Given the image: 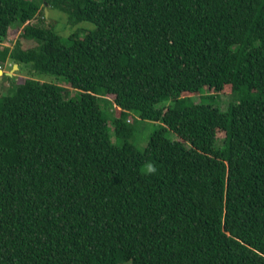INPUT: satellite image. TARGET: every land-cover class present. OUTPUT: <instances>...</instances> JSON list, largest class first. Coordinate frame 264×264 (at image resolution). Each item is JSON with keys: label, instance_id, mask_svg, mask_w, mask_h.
I'll return each mask as SVG.
<instances>
[{"label": "trees", "instance_id": "trees-1", "mask_svg": "<svg viewBox=\"0 0 264 264\" xmlns=\"http://www.w3.org/2000/svg\"><path fill=\"white\" fill-rule=\"evenodd\" d=\"M7 63L58 81L0 97V264H264V0H0ZM129 113L162 125L143 151Z\"/></svg>", "mask_w": 264, "mask_h": 264}, {"label": "rangeland", "instance_id": "rangeland-1", "mask_svg": "<svg viewBox=\"0 0 264 264\" xmlns=\"http://www.w3.org/2000/svg\"><path fill=\"white\" fill-rule=\"evenodd\" d=\"M45 13V20L40 23V26L42 27H48L50 25L55 26V30L57 33H59L63 37H67L70 35L75 29L78 28H89L88 24H79V25H72L70 24L65 15L52 11L49 9V7L46 5L44 9ZM37 20H33L31 24H36ZM20 34V28L18 25H13L7 35V39L4 42V46H8L9 48H12L13 45L17 40L20 41L21 46L23 49H29L32 47H35V43L33 41L19 39ZM3 76L0 75V97L5 96L8 94H11L13 92V88L16 86V84H19L20 82L24 81L25 79H35L39 82H53L57 83L55 81H58L56 78L52 76H45V75H36L31 71H26L23 69H20V66L17 67V69H13L12 63H7L3 66L2 69ZM60 85L62 83L59 82ZM230 93V87L225 86L222 95H220L218 98L211 99V96L213 95L212 92H210L208 89L202 90L198 95L193 94H183L185 97H189V103L193 104H210L213 106L220 107L222 110H226V107L228 105L229 99L228 95ZM173 96L165 97L166 99L162 100L159 104H157L158 108H169L173 105V98H170ZM109 98V97H108ZM110 99V98H109ZM104 111V115L106 116L108 127V137L111 143L117 146H121L123 144V140L116 137L115 135V129L113 124V117L114 115H117V111H115L114 105H106L102 108ZM126 123H130L129 126L133 129V135L130 138V141L135 145L136 149L139 151H143L145 147L147 146L148 139L150 134L155 130H160L162 128V125L159 122H152L147 121L143 122L138 120V117L135 113H129L126 116ZM166 137L172 141H179V138L172 132L167 131L165 133ZM219 138L223 137V134H218ZM144 168V167H143ZM143 168L141 169L143 171ZM128 264V263H124Z\"/></svg>", "mask_w": 264, "mask_h": 264}, {"label": "clouds", "instance_id": "clouds-1", "mask_svg": "<svg viewBox=\"0 0 264 264\" xmlns=\"http://www.w3.org/2000/svg\"><path fill=\"white\" fill-rule=\"evenodd\" d=\"M16 67H19V66L16 65ZM0 70L2 71V69H0ZM2 77H3V74H2ZM157 171H158V169H157L156 165L152 162L146 163L144 168H143V174H145V175H156Z\"/></svg>", "mask_w": 264, "mask_h": 264}, {"label": "water", "instance_id": "water-1", "mask_svg": "<svg viewBox=\"0 0 264 264\" xmlns=\"http://www.w3.org/2000/svg\"><path fill=\"white\" fill-rule=\"evenodd\" d=\"M15 68L17 69L16 65L13 66V69H15ZM2 74H3V73H2V71L0 70V75H2Z\"/></svg>", "mask_w": 264, "mask_h": 264}]
</instances>
